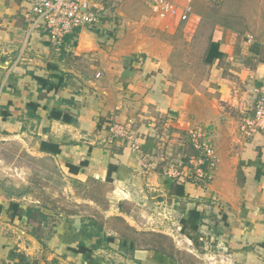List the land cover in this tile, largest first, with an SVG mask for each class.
<instances>
[{"label": "crops", "instance_id": "obj_1", "mask_svg": "<svg viewBox=\"0 0 264 264\" xmlns=\"http://www.w3.org/2000/svg\"><path fill=\"white\" fill-rule=\"evenodd\" d=\"M29 6L0 0V111L9 112L0 115V141L54 162L62 190L75 196L68 209H54L0 186V264H186L179 258L186 244L190 264H264V126L243 124L246 134L219 152L207 183L171 178L158 165L151 112L178 115L174 124L183 126L191 95L178 83L164 92L166 64L103 57L99 43L109 39L101 28H78L56 46L29 20ZM262 33L216 24L204 51L224 94L233 87L226 72L245 84L230 100H245L246 122L264 87ZM35 77L59 87L40 88ZM28 102L38 104L33 115ZM52 109L73 121L50 118ZM28 207L46 218L27 222Z\"/></svg>", "mask_w": 264, "mask_h": 264}, {"label": "rangeland", "instance_id": "obj_2", "mask_svg": "<svg viewBox=\"0 0 264 264\" xmlns=\"http://www.w3.org/2000/svg\"><path fill=\"white\" fill-rule=\"evenodd\" d=\"M166 1L174 5L176 13L160 15L154 10L153 0H104L98 13L104 27L99 28L104 29L105 38L109 40L107 44L106 41L99 44L104 49L103 57L119 61L123 66L132 58H148L152 62L166 64V73L158 83L166 84L164 92L171 95L174 84L178 83L181 91L191 96L181 113L183 126L174 124L178 115L168 117L151 112L154 138L163 156L158 165L177 168L180 162L187 163L188 156L196 152L190 133L200 132L216 157L212 179L219 152L227 154L231 150L233 139L238 134H246L243 124L248 127L253 116L246 122L250 116L242 111L243 98L236 102L230 100L233 98L231 92H234L233 96L237 94L234 90H246L236 74L224 73L233 84L226 89L229 95L224 94L217 82L210 80V65L204 60L208 37L212 28L221 21H227L235 28L246 27L254 33L264 32V0ZM187 9L188 19L181 20L180 12ZM63 184L54 162L34 159L20 151L13 142L0 141V186L10 193L6 195H25L54 209H68L75 195L63 191ZM187 246L184 245L179 258L190 264L193 261L185 252ZM193 246L203 251L198 243ZM196 261L197 264H205L206 259Z\"/></svg>", "mask_w": 264, "mask_h": 264}, {"label": "built area", "instance_id": "obj_3", "mask_svg": "<svg viewBox=\"0 0 264 264\" xmlns=\"http://www.w3.org/2000/svg\"><path fill=\"white\" fill-rule=\"evenodd\" d=\"M104 0H30L27 17L36 27H42L48 39L60 46L67 37L72 38L74 31L81 27L103 28L104 23L98 16L103 8ZM154 10L160 15L176 13L177 9L166 0H153ZM180 12L181 20L188 19L186 12ZM253 119L250 127L264 126V87L253 108ZM191 144L195 153L188 156V162L179 163L178 167L170 166L166 173L179 182L205 184L211 178V172L216 163L213 150L201 138V133H190ZM179 168V169H178Z\"/></svg>", "mask_w": 264, "mask_h": 264}, {"label": "trees", "instance_id": "obj_4", "mask_svg": "<svg viewBox=\"0 0 264 264\" xmlns=\"http://www.w3.org/2000/svg\"><path fill=\"white\" fill-rule=\"evenodd\" d=\"M218 24L223 25L225 27H232L234 29H237V28L233 27L231 24H229L227 21H221ZM205 62L209 63L210 61L206 60ZM35 79H36L37 83L40 84V88H45L46 90H52L53 89L55 91L59 87V82L53 83L47 79L40 78V77H35ZM25 106H26L27 113L30 115H33V111L38 106V104L35 102H28V103H26ZM8 114H9L8 111H0V115L3 118H5V116ZM48 115L50 118L61 120L63 122H67V123L73 121V118L71 117L70 114L63 112L60 109H52ZM113 168H114V166H112V165L109 166L110 171ZM69 169L73 170L74 167L69 165ZM109 169H108V172H109ZM12 206H14V210L12 212V215L17 214L18 216H20L21 209L18 207V205L16 203H13ZM25 217H26L27 222H34L35 223V222H39L40 219H45L46 215L44 213H42L38 208L28 207L25 210Z\"/></svg>", "mask_w": 264, "mask_h": 264}]
</instances>
